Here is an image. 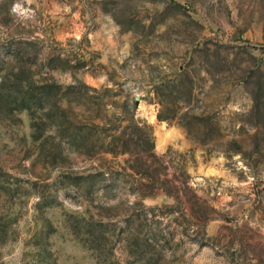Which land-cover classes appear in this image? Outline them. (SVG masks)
<instances>
[{"label": "rangeland", "instance_id": "1", "mask_svg": "<svg viewBox=\"0 0 264 264\" xmlns=\"http://www.w3.org/2000/svg\"><path fill=\"white\" fill-rule=\"evenodd\" d=\"M0 264H264V0H0Z\"/></svg>", "mask_w": 264, "mask_h": 264}]
</instances>
